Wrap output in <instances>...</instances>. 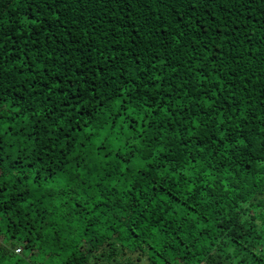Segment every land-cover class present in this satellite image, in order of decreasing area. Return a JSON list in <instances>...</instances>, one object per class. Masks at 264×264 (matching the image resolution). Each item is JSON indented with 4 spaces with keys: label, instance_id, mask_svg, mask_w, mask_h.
<instances>
[{
    "label": "trees",
    "instance_id": "1",
    "mask_svg": "<svg viewBox=\"0 0 264 264\" xmlns=\"http://www.w3.org/2000/svg\"><path fill=\"white\" fill-rule=\"evenodd\" d=\"M0 264H264V0H0Z\"/></svg>",
    "mask_w": 264,
    "mask_h": 264
},
{
    "label": "built area",
    "instance_id": "2",
    "mask_svg": "<svg viewBox=\"0 0 264 264\" xmlns=\"http://www.w3.org/2000/svg\"><path fill=\"white\" fill-rule=\"evenodd\" d=\"M16 250H17V251H20L21 249H20V248H17Z\"/></svg>",
    "mask_w": 264,
    "mask_h": 264
},
{
    "label": "rangeland",
    "instance_id": "3",
    "mask_svg": "<svg viewBox=\"0 0 264 264\" xmlns=\"http://www.w3.org/2000/svg\"><path fill=\"white\" fill-rule=\"evenodd\" d=\"M16 249H17V248H16ZM16 252H19V253H20V251H17V250H16Z\"/></svg>",
    "mask_w": 264,
    "mask_h": 264
}]
</instances>
